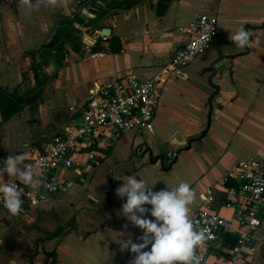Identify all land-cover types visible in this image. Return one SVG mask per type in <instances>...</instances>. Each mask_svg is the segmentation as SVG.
<instances>
[{"label": "crops", "instance_id": "1", "mask_svg": "<svg viewBox=\"0 0 264 264\" xmlns=\"http://www.w3.org/2000/svg\"><path fill=\"white\" fill-rule=\"evenodd\" d=\"M112 1L70 0L64 7L58 6L64 0H32V6L0 0V87L25 95L48 76L32 104L5 122L0 114V166L10 154L27 153L25 163L43 153L64 128L80 123L96 87L130 75L160 81L151 132L130 130L116 140L110 133L87 140L83 151L93 153L96 163L82 175L69 170L66 192H40L35 204L21 197L19 215L0 210V264H30L35 251L33 264H130L134 254L122 251L119 243L129 235L139 242L143 232L120 212L126 198L115 190L128 177L144 179L154 191L188 183L196 193L192 219L209 191L223 200L221 179L228 170L264 157V0H166L162 16L157 14L160 0H140L129 9L108 7ZM101 7L108 11L102 28L111 34L102 37V28L93 29L92 41L86 30L104 17L77 12L96 10L98 15ZM201 14L218 19L212 45L182 76L163 72L189 40L184 29ZM76 16L83 23H73L75 37L64 40L66 57L59 66L47 45L61 21ZM240 29L251 34L250 47L230 39ZM111 37L121 52L111 51ZM98 40L101 49H94ZM217 62L220 70L212 79ZM169 156L172 164L165 167L162 157ZM219 213L232 218L236 212L220 207ZM234 241L230 236L221 240L207 264L226 259ZM255 245L248 264H264V224Z\"/></svg>", "mask_w": 264, "mask_h": 264}, {"label": "built area", "instance_id": "2", "mask_svg": "<svg viewBox=\"0 0 264 264\" xmlns=\"http://www.w3.org/2000/svg\"><path fill=\"white\" fill-rule=\"evenodd\" d=\"M218 19L201 14L184 29L188 42L174 53L163 72L182 76L183 70L197 56L206 52L217 33ZM92 44L91 46H93ZM93 54L91 57H97ZM164 81V80H163ZM158 79H142L134 75L115 78L94 89L91 99L82 109L80 123L68 126L57 134L41 154L29 158L21 167H31L37 180L35 186L23 184L18 177H9L22 192V197L37 202L40 192L59 195L68 190L65 174H79L92 169L96 156L83 151L84 143L111 134L116 140L130 130L152 131L158 106ZM84 169V170H83ZM224 198L215 191L203 197V203L192 217L197 229H207L204 243L196 250L200 264H207L209 254L226 236L234 237L228 257L220 264H248L256 254L255 238L264 224V157L237 163L221 179ZM235 210L225 218L219 208ZM6 209L0 203V210Z\"/></svg>", "mask_w": 264, "mask_h": 264}, {"label": "clouds", "instance_id": "3", "mask_svg": "<svg viewBox=\"0 0 264 264\" xmlns=\"http://www.w3.org/2000/svg\"><path fill=\"white\" fill-rule=\"evenodd\" d=\"M20 2L32 6V0ZM56 3L57 0H53V4ZM69 3L70 0H64L63 5L58 6L66 7ZM250 36L248 31L240 29L230 39L238 47H250ZM26 156L27 153L10 154L0 166V203L14 216L22 211V192L11 179L5 181L4 174L18 177L29 187L35 186L37 180L31 167H21ZM115 192L121 200L126 198L120 210L123 217L143 232L137 238L139 242H134L129 235L119 243L122 251L134 254L130 264H200L196 250L204 243L207 229H197L191 219L190 206L196 193L188 183L154 191L144 179L130 176Z\"/></svg>", "mask_w": 264, "mask_h": 264}, {"label": "trees", "instance_id": "4", "mask_svg": "<svg viewBox=\"0 0 264 264\" xmlns=\"http://www.w3.org/2000/svg\"><path fill=\"white\" fill-rule=\"evenodd\" d=\"M106 3H108V0H104ZM140 0H113L111 3L108 4V7L112 8H125L129 9L136 5ZM168 4L166 0H160L157 6V14L159 16H162L166 10H167ZM107 9L101 7L99 9L98 15L96 12V18L97 20L103 18L107 14ZM77 22L82 24L83 21L80 17L76 16L73 20L70 18H65L61 21L60 27L57 29V34L55 35L54 39L47 45V48L49 49V54L54 53V59L57 63V65L62 66L64 60H65V54L66 50L64 47V40L66 38L75 37L73 36V32L75 31L73 23ZM63 40L62 42H60ZM60 42V43H59ZM111 42V51L115 53L121 52V44L118 42V40L114 37L110 38ZM94 49H101L100 48V40L97 41V43L94 46ZM33 72L35 77L38 79V70L36 68H33ZM48 79V76L42 81L37 80L36 86L29 90L25 95H19L16 92L9 93L8 91L4 90L0 87V114L2 118V122H5L9 120L11 117H13L15 114L19 113L23 110V105H29L34 102V99L36 95L40 94L41 87L45 85L46 81ZM33 95V96H32ZM56 234H53L52 236H49L47 238L40 239L38 243H43L45 241H48L50 239H53ZM37 256L36 251L35 253L31 254L30 256V264H33V261L35 257Z\"/></svg>", "mask_w": 264, "mask_h": 264}, {"label": "water", "instance_id": "5", "mask_svg": "<svg viewBox=\"0 0 264 264\" xmlns=\"http://www.w3.org/2000/svg\"><path fill=\"white\" fill-rule=\"evenodd\" d=\"M77 13H78V14H81V13H83V14H87V15H89L91 18H95L96 10H89V11H88V10H85V9L79 8V10H78ZM108 16H109V15H108ZM105 19H106L105 17L102 19V21L100 22V25H99V26H97V27H95V28H91V29H87V30H86L87 37H88L89 39H91L92 41L94 40L89 34L92 32L93 29H94V31H96V32L100 31V29H101L102 26H103V23H104ZM100 33H101L100 35H101L102 37H108V36H110V34H111V30H109L108 28H102ZM80 43H83V42L80 41ZM220 61H223V59L220 60ZM219 63H220V62H217V63H214V64H213L212 70L210 71V73H211V75H212V79H213V77H215V76L217 75V73H218L219 70H220V68H219V66H220ZM162 160L164 161V165H165V167L170 166V165L172 164L171 156H169V157H162Z\"/></svg>", "mask_w": 264, "mask_h": 264}]
</instances>
